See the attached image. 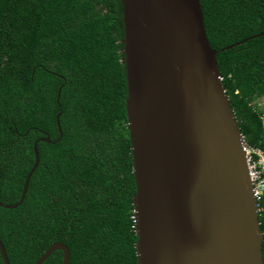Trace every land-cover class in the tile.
<instances>
[{
    "label": "trees",
    "instance_id": "16d2710c",
    "mask_svg": "<svg viewBox=\"0 0 264 264\" xmlns=\"http://www.w3.org/2000/svg\"><path fill=\"white\" fill-rule=\"evenodd\" d=\"M200 4L241 133L262 145L264 0ZM123 38L120 0H0L1 202L20 199L34 142L51 138L37 143L21 204L0 206L10 264H34L56 241L68 264H137ZM259 220L264 235V211Z\"/></svg>",
    "mask_w": 264,
    "mask_h": 264
},
{
    "label": "water",
    "instance_id": "95a60500",
    "mask_svg": "<svg viewBox=\"0 0 264 264\" xmlns=\"http://www.w3.org/2000/svg\"><path fill=\"white\" fill-rule=\"evenodd\" d=\"M120 1L137 264H264L242 134L200 0ZM40 140L51 142L48 135L34 142L35 162L20 199L0 206L23 201ZM55 250L68 264L69 248L60 241L34 264ZM0 252L10 264L1 240Z\"/></svg>",
    "mask_w": 264,
    "mask_h": 264
},
{
    "label": "built area",
    "instance_id": "2783aa9c",
    "mask_svg": "<svg viewBox=\"0 0 264 264\" xmlns=\"http://www.w3.org/2000/svg\"><path fill=\"white\" fill-rule=\"evenodd\" d=\"M255 104V109L260 112L263 144H251L248 138L244 134H241L242 148L246 156V163L252 183L257 212L260 216L264 211V96L257 98Z\"/></svg>",
    "mask_w": 264,
    "mask_h": 264
}]
</instances>
